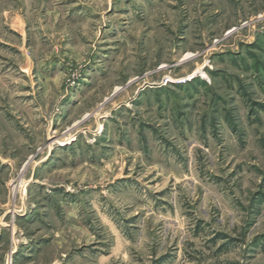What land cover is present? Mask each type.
<instances>
[{
	"label": "rangeland",
	"instance_id": "1",
	"mask_svg": "<svg viewBox=\"0 0 264 264\" xmlns=\"http://www.w3.org/2000/svg\"><path fill=\"white\" fill-rule=\"evenodd\" d=\"M0 264H264V0H0Z\"/></svg>",
	"mask_w": 264,
	"mask_h": 264
},
{
	"label": "bare ground",
	"instance_id": "2",
	"mask_svg": "<svg viewBox=\"0 0 264 264\" xmlns=\"http://www.w3.org/2000/svg\"><path fill=\"white\" fill-rule=\"evenodd\" d=\"M189 57V56H188ZM188 57H185V58H188ZM195 73H200V74H204V72L201 70V69H197ZM69 143V142H68Z\"/></svg>",
	"mask_w": 264,
	"mask_h": 264
}]
</instances>
